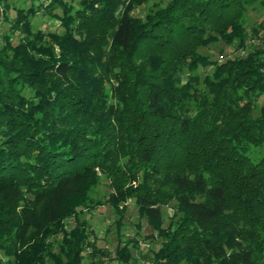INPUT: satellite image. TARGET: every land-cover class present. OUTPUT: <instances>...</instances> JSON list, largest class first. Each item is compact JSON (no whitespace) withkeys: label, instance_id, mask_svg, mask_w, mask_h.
<instances>
[{"label":"trees","instance_id":"16d2710c","mask_svg":"<svg viewBox=\"0 0 264 264\" xmlns=\"http://www.w3.org/2000/svg\"><path fill=\"white\" fill-rule=\"evenodd\" d=\"M142 1L0 0V191L22 200L0 203V264H80L75 207L94 206L82 185L99 173L156 229L152 264L264 263V35L245 18L264 0L137 18ZM39 12L59 30L36 29ZM218 40L236 56L201 52Z\"/></svg>","mask_w":264,"mask_h":264},{"label":"rangeland","instance_id":"374dc122","mask_svg":"<svg viewBox=\"0 0 264 264\" xmlns=\"http://www.w3.org/2000/svg\"><path fill=\"white\" fill-rule=\"evenodd\" d=\"M16 6H26L23 0H9ZM167 0H143L138 3L133 16L144 18L147 13L163 7ZM4 7H0V31L3 33L8 28V23L2 14ZM59 12V10H57ZM15 14L14 9L8 12L9 18ZM246 26L251 35L252 29H257L259 35H264V6L253 5L247 8ZM36 29L44 32L59 30L58 21L40 12L33 19ZM254 38V37H253ZM251 40L255 39H250ZM16 43V40L14 39ZM235 46V45H234ZM228 42L218 40L201 48V52L208 54L211 59H224V57H235V47ZM202 72V71H201ZM252 156L258 153V147L251 146ZM87 192L89 200L94 206H76L78 219L86 226L89 232V240L81 251L82 261L80 264H119V248L129 249L127 264H152L154 250L158 248L160 239L157 231L144 216L135 200L127 197L116 205L109 203L108 197L112 191L109 179L105 174L99 173L95 180L90 179L82 185ZM17 201L19 208L22 204L21 197L14 196L11 192L0 191V203L10 206ZM16 208V209H17ZM173 216L172 204L164 206L162 215V226H166ZM66 222L74 224L71 217L65 218ZM0 258L4 254L0 251ZM264 260V259H263ZM264 264V263H263Z\"/></svg>","mask_w":264,"mask_h":264}]
</instances>
